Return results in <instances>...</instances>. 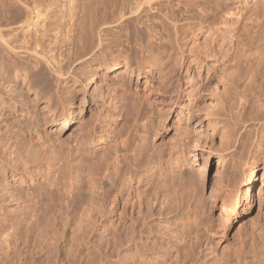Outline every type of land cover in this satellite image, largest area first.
<instances>
[{
	"label": "rangeland",
	"instance_id": "1",
	"mask_svg": "<svg viewBox=\"0 0 264 264\" xmlns=\"http://www.w3.org/2000/svg\"><path fill=\"white\" fill-rule=\"evenodd\" d=\"M56 1L60 9L69 11L72 8L70 12L74 11L71 16L68 13L66 21L71 17L76 20L73 26L75 51L89 52L86 51L89 49L87 47L97 45V26L106 18L110 20L113 15L111 1ZM171 1L174 3L172 10H176L173 14L168 9L157 12L147 8L138 20L132 19V24L155 30L151 36L158 43L159 48H155L160 51L157 50L152 56L157 63L151 55L140 54V41L133 32L129 34L128 27L121 28L114 23L109 24L111 35H108V38L115 41L114 46L105 51L103 56L86 55V58H95L88 62L84 61L86 58L69 60L65 57L68 55L63 53V75L55 74L50 66L35 59L26 60L23 57L25 53L22 56L19 52L13 59L8 57L7 48L4 49L6 45L0 43V264H161L160 257L154 259L151 255L150 246L159 242L168 249L167 254L171 255L165 254L164 264H203L206 260L213 264H237V260L241 264H251L257 261L256 257L260 256L263 246L259 241V229L251 221L242 224L247 217L244 204L239 205L237 202L242 199L251 181L255 151L264 148V3L256 2L257 11H253L244 4L252 7L256 0H202L199 7H190L188 12L176 6L178 0ZM230 3L233 10L229 9L232 11H243L245 8L243 13L246 17L241 23L242 28L237 30L241 38L237 44L226 33H222L224 37L218 36L221 29L225 28L222 24L229 17L227 8ZM24 5L16 0H0V30L7 31L21 26L20 22L25 20L23 16L27 17L25 14L28 6ZM55 18L48 27V34L52 37L47 42L51 44L47 45L50 47L55 42L57 32L66 35L68 26L74 23L67 21L58 30L59 17L57 20ZM132 24L130 28L133 30ZM238 25L234 24L235 27ZM64 37H60L61 40ZM22 39L19 36L18 42H13V45L18 47ZM156 42L154 46H157ZM119 49L129 55L132 53L130 59L134 65L144 64V67L148 64V69L144 71L151 69L153 82L148 80L147 74L141 73L139 77L137 73L128 74L125 60L111 69L109 66L116 62L115 56ZM201 49L209 57L204 59L203 56L202 71L193 70L196 81H192L190 86L193 90L197 88L194 90L196 96L192 99L196 100L195 105H192L195 106V113L199 120L205 117L208 119L188 121V108L172 103L180 83L191 76L189 64ZM206 72L215 76L214 81L209 83L214 90L211 87V93L204 92L202 95L205 97L199 98L202 90L196 85L200 81L203 84ZM108 88L117 95L112 94L113 100L108 98ZM100 96H106L104 101ZM71 98L76 100L73 110L75 117L70 121L59 120L60 112L68 108ZM184 102L181 103L186 106ZM244 103L245 109L241 108ZM181 108L183 113L180 115ZM96 110L103 117L111 116L106 123L111 131L110 140L105 142L95 137L99 131V122L93 121ZM96 124L98 128L94 142L87 143L86 152L78 150V146H75L78 138L84 135L87 127ZM224 129L228 131L229 140L222 139L221 132ZM123 140L125 146H122ZM30 144L39 146L42 160L38 164L24 167L20 157ZM113 146L118 149L122 147L120 152L125 155L121 161L123 176L119 175L121 178L117 183V180L106 179L105 172H97L98 168L92 164L105 153L104 150L113 149ZM70 149L72 152H69ZM69 153L77 156L71 159ZM81 159H85L83 162L86 166H93V169L83 168V190L87 188L85 191L88 192L97 183L101 185L95 184L100 187V191L103 188L109 189L111 196L120 191L116 213H108L98 225L94 224L95 228L86 233L84 240L76 235L81 225L78 216L64 231L60 222L57 228L48 231L49 234L45 233L47 231L42 225L33 222L42 210L41 198L48 192L55 198H51V204L54 205L61 196L64 197L67 190L65 185L70 182V178L67 179L68 167L71 169L70 165L74 163V173H79ZM49 165L50 169L47 167ZM64 173L67 178L63 176ZM77 173L73 175L77 176ZM257 174L254 192L261 188L262 203L259 210V202L255 201L250 217L262 223L264 184L259 180L262 172ZM57 183L61 185L57 186ZM53 187L61 189L58 190L60 195ZM137 191L144 197L149 195L156 199L152 215H147L143 206L139 209L136 207V211L132 210L131 194L135 195ZM89 200L90 197L87 204ZM224 204L230 205L228 219L225 218ZM182 211L196 214L207 223V237L179 231L184 222ZM62 231L68 241L57 245L60 235L64 234L60 233ZM155 248L157 251L158 247Z\"/></svg>",
	"mask_w": 264,
	"mask_h": 264
},
{
	"label": "bare ground",
	"instance_id": "2",
	"mask_svg": "<svg viewBox=\"0 0 264 264\" xmlns=\"http://www.w3.org/2000/svg\"><path fill=\"white\" fill-rule=\"evenodd\" d=\"M18 1V3H24L25 5L28 6V4H30V1L31 0H16ZM34 1V2H33ZM111 1V4L112 7L111 10H113L112 12V17L111 19H104L100 22L99 26H97V39L98 41H96L95 43L97 44L96 46L94 45V41H93V48L91 49L90 46L87 47L88 50L86 51H89V52H84L82 53V51L80 53H78L76 50V47L74 45V34H73V26H75L76 24V20H74V18H70V20H67V21H72L74 23L70 24L71 26L67 28L65 34L63 36V34L60 32H57L58 34H56L55 36V42L53 44L52 47L50 46H47V45H51L47 42H49V38H52L50 37V34L49 33V25L51 22H53L54 20V17H59L57 20V22L59 23L57 25V28L58 30L60 28H62L63 26L66 25L67 21V15L71 16L72 13L74 12H70L71 9H69V11H67L66 9H60L58 6H57V2L56 0H32V4H30V6H28L26 8L27 10V13L25 14V16L27 15V17L25 18L23 16V19L24 22H20L22 24H19L21 25L20 27H17L16 29H8L7 31H4V30H0V43L3 44V45H6V47L4 46V49L7 48V55L8 57H13L15 58V56L21 52L22 53V56H23V53L24 56L23 57H26V60L29 59H35L37 62L41 63V64H47L48 66L51 67V69L53 70V72H55V74H58V75H63L64 74V67L62 66V61L64 60V57L65 56L64 54L68 55V56H65L67 57V59L69 58V60L71 59H75V60H83V58L85 59L86 58V55H105V51H107L108 49H110L112 46H114V40L112 38H108L109 34L111 35L110 31H111V26L112 23H114L113 25H118L119 27H128V30L130 31L129 34L133 32L134 36H136L138 38V41L139 42V46H140V51L141 52L140 54H147V55H151L152 58H154L152 56V54H155V52L159 49H156L155 47L159 48L158 47V43L156 41H154L155 39H153L154 37L151 36V34L153 33L152 31H155V30H152V29H146L145 27H142L141 25H136V24H132L134 21L132 19H136L138 20L139 18V15L144 11L146 10L147 8L150 9H154L156 10L157 12H160L164 9H168L169 12L172 11V14L173 12H175L173 8V4L171 0H110ZM214 1V0H213ZM218 1V0H217ZM202 0L199 1V0H178V2L176 3V6L180 9H184V10H190V7H194L200 4H202ZM256 2H262L264 3V0H256L253 2L252 4V7H250L249 4H244V6H246L248 9L250 10H253V11H257V7H256ZM28 3V4H26ZM256 3V4H255ZM5 4V3H4ZM72 4V3H71ZM215 4V3H214ZM6 5V4H5ZM24 5V6H25ZM59 5V4H58ZM211 5V4H210ZM230 5H232V3L228 4V8L230 7V9L232 8ZM259 5V4H258ZM214 6V5H213ZM15 7V6H14ZM241 7V6H240ZM250 7V8H249ZM228 10L229 11V17L228 15H225L227 16L228 18H226V21L224 22L225 24H222L225 28L221 29L220 31V35L218 36H222L224 37V35H229L230 38L234 41V43L240 41L239 39H241L239 37V35H237L238 31L237 30H240L242 28L241 26V23L244 22L243 20L245 19L246 17V14L243 13L242 9H240L238 12H237V9L235 11H232V10ZM212 10V9H211ZM222 10V9H221ZM192 11V9H191ZM226 11V10H225ZM60 12V13H59ZM189 12V11H188ZM24 13V12H23ZM69 13V14H68ZM171 13V12H170ZM201 13V12H199ZM60 14V15H59ZM106 14V13H105ZM164 14V13H163ZM19 15H22V14H19ZM58 15V16H57ZM143 15V14H142ZM237 17H236V16ZM68 16V17H69ZM106 16V15H105ZM117 16V17H116ZM177 16V15H176ZM175 16V17H176ZM20 17V16H19ZM236 17V18H235ZM18 18V17H17ZM199 18V17H198ZM251 18V17H250ZM171 19V18H170ZM224 19V18H223ZM21 20V19H20ZM209 20V19H208ZM217 20V19H216ZM100 21V20H99ZM98 21V22H99ZM133 21V22H132ZM155 21V20H154ZM182 21V20H180ZM247 21V20H246ZM245 21V22H246ZM55 23H57L56 21H54ZM97 22V23H98ZM125 22V24H124ZM127 22V23H126ZM129 22V23H128ZM154 23V22H153ZM203 23V22H202ZM223 23V22H222ZM110 24V25H109ZM131 24L133 26V30L131 29ZM162 24V23H161ZM208 24V23H207ZM234 24L238 25V26H234ZM164 25V24H163ZM215 25V24H214ZM213 26V25H212ZM53 27V26H52ZM67 27V26H66ZM131 27V28H130ZM50 28V27H49ZM75 28V27H74ZM220 28V27H219ZM239 28V29H238ZM52 29V28H51ZM94 29V28H93ZM110 29V31H109ZM185 29V28H184ZM54 30V29H53ZM56 30V29H55ZM114 30V29H113ZM57 31V30H56ZM218 31V29H217ZM117 32V31H116ZM127 32V31H126ZM178 32V30H177ZM219 32V31H218ZM243 32V31H242ZM56 33V32H55ZM113 33V32H112ZM118 33V32H117ZM124 33V32H123ZM128 33V32H127ZM217 34V32H215ZM224 35H223V34ZM226 33V34H225ZM236 33V34H235ZM59 35V36H58ZM148 35V37H147ZM153 35V34H152ZM177 35V34H176ZM237 35V36H236ZM20 36V38L22 39L21 40V43L18 44V47H16L17 45H13V42L16 44L18 42V37ZM22 36V37H21ZM52 36V35H51ZM129 36V35H128ZM127 36V37H128ZM142 36V37H141ZM158 36V35H157ZM60 37H64V40H61ZM107 37V38H106ZM135 37V38H136ZM146 37V38H145ZM133 38V37H131ZM63 39V38H62ZM96 39V40H97ZM159 39V38H158ZM20 40V39H19ZM109 40V42H108ZM130 40V39H129ZM118 41V40H117ZM116 41V42H117ZM158 41V40H157ZM226 41V40H225ZM130 42V41H129ZM154 42L155 45L157 46H154ZM51 43V42H50ZM160 43V42H159ZM163 43V42H162ZM161 44V43H160ZM159 44V45H160ZM237 44V43H236ZM92 46V44H91ZM234 46V45H233ZM236 46V45H235ZM239 46V45H238ZM117 47V46H116ZM230 47V46H229ZM49 48V49H47ZM65 48V50L63 49ZM85 48V47H84ZM209 48V47H208ZM243 48V47H242ZM56 49V51H55ZM95 49V50H94ZM156 49V50H155ZM197 49V48H196ZM195 49V50H196ZM232 49V48H231ZM66 50H68L66 52ZM83 50V49H82ZM112 51V50H111ZM160 51V50H159ZM206 51V50H205ZM208 51V50H207ZM221 51V50H220ZM230 54V50H228ZM235 51V50H234ZM196 52V51H195ZM226 52V50H225ZM6 53V52H5ZM64 53V54H63ZM217 53V52H216ZM238 53V52H237ZM3 54V53H2ZM132 54V53H131ZM130 54V55H131ZM137 54V53H135ZM6 55V54H5ZM130 55L123 51V50H120L118 51V53H116V56H115V59H116V62L112 63L109 67L111 69L117 67L119 65V62L121 60H125V63L127 64V71L128 74H135L137 73V76L139 77L142 74H147L148 75V80H150V82H153V75H151L150 71L151 69L149 68V70L147 71H144L146 70L148 64H146V66L143 67L140 66L139 64L141 63H138L139 66H136L133 64V62H131V59H130ZM161 55V54H160ZM235 55V54H234ZM21 56V55H19ZM87 57L86 62L88 61H93L95 58L93 57ZM145 56V55H144ZM157 56V55H156ZM203 56H204V59L208 58L209 57V54H206L203 49L199 50L198 51V55L195 59H192L189 66H190V72H191V76H188L187 78H184L183 79V82L180 83L179 87H178V94L176 96V99L174 100V102L172 103L173 105H179L180 107H187V115H188V121H198L200 118L198 117V115L195 113L194 111V107L195 106H192L193 104L195 105V101H192V99L196 96L195 95V89L197 90V88H194L193 90V87L190 86L191 82L192 81H196L195 80V77L193 76V70L195 69L202 71V67L203 65H201L202 63V59H203ZM149 58V56H147ZM217 57V56H216ZM9 58V59H10ZM145 58V57H144ZM215 58V57H214ZM10 59V60H12ZM25 59V58H24ZM23 59V61H24ZM63 59V60H61ZM66 59V58H65ZM136 59V58H135ZM155 59V62L157 63V60L156 58ZM7 60V57L6 59ZM147 60V59H146ZM144 60V61H146ZM151 60V59H150ZM231 60V59H230ZM9 61V60H8ZM67 61V60H65ZM152 61V60H151ZM232 61V60H231ZM14 61H12L13 63ZM18 62V61H16ZM20 62V61H19ZM35 62V61H34ZM83 62V61H81ZM149 62V61H148ZM237 62V61H236ZM11 63V62H10ZM9 63V64H10ZM143 63H146V62H143ZM174 63V62H173ZM17 64V63H16ZM32 64V63H31ZM232 64V63H231ZM19 65V64H18ZM237 65V64H236ZM30 66V64H29ZM240 66V65H239ZM21 67V66H20ZM216 67V66H215ZM223 68V67H222ZM148 69V68H147ZM220 69V68H219ZM25 71V70H24ZM220 71V70H219ZM6 72V71H5ZM38 72V71H37ZM230 72V70H229ZM4 73V72H3ZM206 76L204 77L205 79V82H204V79H203V84H201V81L199 84H197L196 86L198 88H201L202 92H201V95H199L198 97L199 98H203L205 96H203L202 94L204 92H208L209 90H211L213 88V86H209L211 84L213 80V78H215L214 75H210V73L206 72ZM26 76H27V71H26ZM195 74V73H194ZM200 74V73H198ZM234 74V72H233ZM37 75V74H36ZM168 75V74H167ZM197 75V73H196ZM220 75V74H219ZM146 76V75H145ZM218 77V76H217ZM232 77V76H231ZM78 78V77H77ZM228 78V77H227ZM198 79V78H197ZM221 79V78H220ZM230 80V78H229ZM83 81V80H82ZM181 81V80H180ZM198 81V80H197ZM219 81V80H218ZM78 82V81H77ZM226 82V81H225ZM195 83V82H193ZM217 83V82H216ZM227 83V82H226ZM83 84V83H81ZM222 84V83H221ZM228 84V83H227ZM216 85H219V84H216ZM177 86V85H176ZM195 86V87H196ZM214 86H215V83H214ZM226 86V85H225ZM62 87V86H61ZM227 87V86H226ZM71 88V87H70ZM124 88V87H123ZM215 91H217V86L215 87ZM257 88V87H256ZM74 89V88H73ZM109 89V88H108ZM232 89V88H231ZM234 89V88H233ZM214 90V88H213ZM76 91V90H75ZM115 91V90H114ZM198 91H200L198 89ZM233 91V90H232ZM77 92V91H76ZM129 92V91H127ZM126 92V93H127ZM235 92V90H234ZM261 92V91H260ZM109 95L108 98L112 99V94H115V92H113L112 90H108L107 92ZM176 93H177V90H176ZM199 93V92H198ZM209 93H211V91H209ZM213 93V92H212ZM217 93V92H215ZM74 94V93H73ZM76 94V93H75ZM232 94V92H231ZM260 94V93H259ZM102 95V94H101ZM119 95V94H118ZM127 95V94H126ZM211 95V94H210ZM115 96H117L115 94ZM261 96V95H260ZM72 97V96H71ZM103 101L105 99L106 96H100ZM210 97V96H209ZM197 98V97H196ZM195 98V99H196ZM101 99V100H102ZM80 100V99H79ZM113 100V99H112ZM240 100V99H239ZM244 100V99H243ZM247 100V99H246ZM185 101L184 103L187 104L186 106L181 103ZM234 101V100H233ZM238 101V100H237ZM82 102V101H81ZM248 102V101H247ZM231 103V102H230ZM236 104V103H235ZM238 104H239V101H238ZM248 104V103H247ZM101 104L97 105V106H100ZM119 105V104H118ZM237 105V104H236ZM263 105V104H262ZM104 106V105H103ZM197 106V105H196ZM242 106V107H241ZM240 107L245 109V103L244 105H241ZM49 107V106H47ZM68 108H64L66 110H62L58 116V119L59 120H64V121H70L71 119H73L75 117V114L73 113V110L75 109L76 107V100L71 98V102L69 104V106H67ZM176 107V106H175ZM232 107V106H231ZM258 107V106H257ZM177 108V107H176ZM180 109V115L183 113V109ZM111 110V109H110ZM231 110V109H230ZM233 110V109H232ZM235 110V109H234ZM128 111V110H127ZM97 112V110H96ZM102 112V111H101ZM119 112V111H118ZM126 112V111H125ZM247 112V111H246ZM240 113V112H239ZM231 114V113H230ZM243 114V112H242ZM238 115V114H237ZM125 116H126V113H125ZM230 116V115H229ZM234 116V115H233ZM109 117L111 116H107L105 115L103 117L102 113L100 112H97V114L94 116L95 120L93 121H97L99 122V126L96 124V125H93V126H90V127H87V131L84 133V135L80 136L78 138V140L76 141V145L75 146H78V150H86V146H87V143H90V142H94V138L95 137H98L99 141H103L105 142L106 140H110V133L111 131L108 130L109 128H107L106 124L107 122H109ZM201 117V116H200ZM238 117V116H237ZM127 119V118H126ZM202 119V118H201ZM208 118L205 117L203 118L202 120H199V121H206ZM238 119V118H237ZM235 120V119H233ZM84 121V120H83ZM86 121V120H85ZM89 121V120H88ZM209 121V120H208ZM209 122H212L213 121H209ZM217 122V121H216ZM236 122V121H235ZM260 122V121H259ZM110 124V123H109ZM211 124V123H210ZM218 124V123H217ZM99 127V131L97 132V128ZM256 126V125H255ZM112 129V127H111ZM251 129V127H250ZM252 130V129H251ZM227 130L224 129L222 130V139L223 138H227L228 139V131L226 132ZM96 132L98 133L96 135ZM208 133V132H207ZM215 133V132H214ZM251 133V132H250ZM113 134V132H112ZM122 134V133H121ZM120 134V135H121ZM185 134V133H184ZM96 135V136H95ZM95 136V137H94ZM252 136V135H251ZM122 138V137H121ZM246 138V137H245ZM260 138V137H259ZM249 139V138H248ZM253 139V138H252ZM41 140V139H40ZM211 140V139H210ZM229 140V139H228ZM123 144L122 146H125V140H123ZM227 141V140H226ZM226 143V142H225ZM37 144V143H36ZM41 144V143H40ZM111 144V143H110ZM116 144V143H115ZM248 144V143H247ZM121 146V145H120ZM112 148V146H110ZM232 147V146H231ZM243 147V146H242ZM110 148V149H111ZM122 148V147H121ZM120 148V149H121ZM108 149V148H107ZM108 149V150H104L105 153L100 155V158L97 160V162L95 161L93 164V166H96L98 168V171H101L103 170V172H105V177L106 179H109V180H113L117 182L119 178H121V176L119 175H122L123 172L121 171L122 169V158L125 156L122 152H120V149L116 148V146H113V149ZM231 149V148H229ZM71 150V149H70ZM69 152H72L69 151ZM86 152V151H84ZM90 152V150H89ZM241 152V151H240ZM247 152V151H246ZM256 152V157L254 158V169H251L252 170V173H251V181L249 182V186H247V188L245 189V194L244 196L242 197V199L237 202V204L241 205V204H244V210L243 212L245 213V217H247V219H245V222L242 223L243 225H245L246 223H249L250 221L252 222L251 224L257 226V229H259V233H260V237H259V241H261V243L263 244V246L261 247L260 249V256L256 257V262H252L251 264H264V222L261 223V221H256V218H255V223H254V218L250 217V213H251V209H254V204H255V201L257 200L259 202L258 206H259V210L261 209V195L260 193L262 192L261 191V188L258 189L256 192H254V189L256 188L254 186V184H256V180H257V173L258 172H262V175H261V178L259 180H261V184L263 185L264 184V148H260L258 149ZM82 153V152H81ZM70 154V153H69ZM75 154V153H74ZM88 154V153H87ZM89 155V154H88ZM124 155V156H123ZM42 150H40L39 146L35 145V144H30L28 145L27 148H25L22 152V155L20 157L21 159V162L22 164L25 166H28L29 164H38L41 162L42 160ZM77 155L75 154V157ZM86 156V154H85ZM70 157L71 159H73L74 155L73 153L70 154ZM74 157V159H75ZM81 157V156H80ZM79 158V156H78ZM86 158V157H84ZM88 158V157H87ZM78 160V159H77ZM82 161L79 162V169L80 171H78L79 173H77V176L73 175V174H76L74 173L75 169L73 168V164L70 165L71 169L68 167V174H69V177L67 178L65 176V173L67 174V172L64 173L63 176H65L68 180L70 178V182L69 184L65 185L66 187V192L64 194V197L61 196L60 200H56L57 202L55 203L54 201V205L51 204V195L48 194V192H45V194L43 195V197L41 198L42 199V202H41V207H42V210L40 211V213L38 215L35 216L34 218V221L35 224H40L42 225V227L45 229V233H48L53 229V228H57L56 226L61 222L62 223V226H63V231L69 227V224L73 222V220L76 218V216L79 217V219L81 220V225L78 226V230H77V236H80L81 239H85V237H87L86 233L89 232V230L92 228H95V225L94 224H99L101 222V220L107 216L108 213H111V214H115L116 213V209H117V204L119 203L118 202V197H120V191H119V194L116 193V195L114 194L113 196H111V192H109L106 188H103L102 191H100V187L101 185H98L97 183H95L96 185L100 186H95V184H93V187L90 189V191H85L83 190L84 189V185H83V168L85 169H93V166L92 164H88V166H86L83 162V160L85 159H81ZM87 160V159H86ZM94 160V159H93ZM126 160V158H125ZM242 160V159H241ZM71 161V160H70ZM79 161V160H78ZM222 162H224V160H221ZM76 162V161H75ZM88 162V161H87ZM85 162V163H87ZM78 163V162H77ZM69 165V164H68ZM37 166V165H36ZM41 166V165H40ZM76 166V165H75ZM86 166V167H85ZM129 166V165H128ZM48 169H50V165L47 166ZM53 167V166H51ZM76 167V168H77ZM39 168V167H38ZM61 168V167H60ZM95 168V167H94ZM260 168V169H259ZM41 169V168H40ZM46 169V170H48ZM74 169V170H73ZM126 169V168H125ZM260 170V171H259ZM39 171V170H38ZM86 171V170H85ZM91 171V170H90ZM95 171V170H93ZM87 172V171H86ZM92 172V171H91ZM102 172V173H103ZM122 172V174H121ZM50 173V172H49ZM61 173V172H60ZM63 173V171H62ZM126 174V173H125ZM238 174V173H237ZM96 175V174H95ZM98 175V174H97ZM60 176V174H59ZM58 176V177H59ZM62 176V174H61ZM123 176V175H122ZM134 176V175H133ZM149 176V175H148ZM102 177V176H101ZM104 177V176H103ZM104 177V178H105ZM142 177V176H141ZM224 177V176H223ZM64 178V177H63ZM82 178V179H81ZM123 178V177H122ZM150 178V177H149ZM65 179V178H64ZM63 179V180H64ZM61 180V181H63ZM66 180V179H65ZM64 180V182H65ZM92 180V179H91ZM90 180V181H91ZM107 180V181H109ZM120 180V179H119ZM60 181V180H59ZM85 181V180H84ZM88 181V180H87ZM94 181V180H93ZM144 181V180H143ZM63 182V183H64ZM95 182V181H94ZM51 183V182H50ZM61 183V182H59ZM99 183V182H98ZM115 183V182H114ZM115 183V184H116ZM139 183V181H138ZM85 184V183H84ZM92 184V183H91ZM113 184V183H112ZM54 185V184H53ZM61 184H58L57 183V186H59ZM86 185V184H85ZM56 186V187H57ZM89 186V185H88ZM56 187H53L55 188V190H57L56 192H58V195H60L59 191H61V189H56ZM62 186H60L61 188ZM64 188V187H63ZM90 188V187H89ZM117 189V187H115ZM129 188V187H128ZM121 189V188H120ZM52 190V189H51ZM122 190V189H121ZM140 190V189H138ZM65 191V189H64ZM112 191V190H111ZM123 191V190H122ZM129 191V190H128ZM136 192V190H135ZM134 192V193H135ZM138 192V191H137ZM50 193V192H49ZM54 193V192H53ZM122 193V192H121ZM145 193V192H144ZM55 195V194H54ZM129 195V194H128ZM148 195V194H146ZM53 196V195H52ZM57 196V194L55 195ZM58 197V196H57ZM56 197V198H57ZM91 198L90 203L87 204L88 202V198ZM112 197V199L110 198ZM146 197V199H145ZM144 195H140L139 192L135 195L131 194V204H132V210L136 211L138 207H141L143 206L144 208H146V213L147 215L151 214L152 215V208L155 206V201L156 199H153L151 198L149 195L148 197ZM59 198V197H58ZM110 198V199H109ZM55 199V198H53ZM129 199V198H128ZM123 202V201H122ZM226 202V201H225ZM224 202V203H225ZM229 202V201H228ZM231 202V201H230ZM202 203V202H201ZM230 204V203H229ZM131 206V205H130ZM202 206V205H201ZM229 206L230 205H226L224 204L223 205V210L226 211L225 213V218L228 219L229 218V213H227V211L229 210ZM137 207V208H136ZM238 207V206H237ZM139 209V208H138ZM139 211V210H138ZM137 211V213H138ZM185 211V210H184ZM141 212V211H140ZM139 212V213H140ZM183 212V211H182ZM243 213V214H244ZM141 214V213H140ZM258 214L260 215V212H258ZM258 216V215H257ZM149 217V216H147ZM264 218V217H263ZM78 219V220H79ZM258 219V218H257ZM146 220V219H145ZM182 220L184 221L182 226H181V231L182 233H185V232H189L188 234H193V233H196L198 235H205L207 237V234H209V226L207 225V223L205 221H203L200 217H198V215L196 214H191L190 212H183L182 213ZM105 221V220H104ZM79 222V221H78ZM149 222V221H148ZM74 223V222H73ZM178 223V222H177ZM163 225V223H162ZM149 226H150V223H149ZM61 227V226H60ZM180 228V227H179ZM247 229V228H246ZM49 231V232H48ZM60 231V230H59ZM60 232V233H64V232ZM75 232V231H74ZM180 232V233H181ZM258 232V231H257ZM94 233V232H93ZM181 233V234H182ZM186 234V233H185ZM187 234V235H188ZM59 235V234H58ZM63 235V236H62ZM60 235L61 236V240L59 239L58 240V243L57 245H59L60 243L62 242H67L68 239L64 234ZM91 235V234H90ZM252 235V234H251ZM60 236H56V237H60ZM185 236V235H184ZM55 237V236H54ZM76 238V237H75ZM187 238V237H186ZM205 238V237H204ZM57 239V238H56ZM189 239V237H188ZM57 241V240H56ZM161 241V240H160ZM156 242V241H154ZM159 242V241H158ZM54 243V242H53ZM64 244V243H63ZM55 244H53L54 246ZM56 245V246H57ZM61 245V244H60ZM82 245V243L80 244ZM50 246V245H48ZM64 246V245H63ZM78 246V245H77ZM83 246V245H82ZM151 246V250H152V256L156 257V259H158V257L161 258L160 262L159 263H166V260H165V254H167L166 250L168 249H165L164 245L162 243H153L150 245ZM158 247V250L156 251V248L155 247ZM177 246V245H176ZM61 247V246H60ZM179 248H182L181 246H178ZM59 248V247H58ZM70 248V247H69ZM73 248V247H72ZM75 249V248H74ZM67 250H69L67 248ZM78 250H79V247H78ZM156 252H155V251ZM170 250V249H169ZM56 251V250H55ZM65 251V250H64ZM72 251V250H71ZM82 251V250H81ZM206 252V251H205ZM259 252V251H258ZM76 253V252H75ZM79 253V252H78ZM69 254V253H68ZM73 254V253H72ZM209 254V253H208ZM258 254V253H257ZM75 255V254H74ZM168 256L170 255L167 254ZM166 255V256H167ZM67 256V255H66ZM72 256V255H71ZM79 256V254H78ZM171 256V255H170ZM70 257V256H68ZM67 257V258H68ZM73 257V256H72ZM151 257V256H150ZM78 258V257H77ZM209 258V257H208ZM255 258V257H254ZM71 259V257H70ZM74 259V257H73ZM52 260H53V257H52ZM72 260V259H71ZM70 260V261H71ZM205 260V259H204ZM215 260V259H213ZM74 261V260H73ZM79 261V260H76V262ZM253 261V260H252ZM71 263V262H70ZM75 263V262H74ZM218 263V262H217ZM73 264V263H72ZM203 264H213V262H210L209 261H205ZM215 264V262H214ZM237 264H241L239 260H237ZM244 264H247V263H244Z\"/></svg>",
	"mask_w": 264,
	"mask_h": 264
}]
</instances>
